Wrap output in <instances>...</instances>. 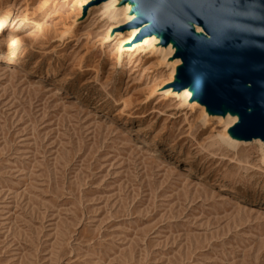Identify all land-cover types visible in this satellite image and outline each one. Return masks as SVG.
Masks as SVG:
<instances>
[{
	"label": "rangeland",
	"instance_id": "374dc122",
	"mask_svg": "<svg viewBox=\"0 0 264 264\" xmlns=\"http://www.w3.org/2000/svg\"><path fill=\"white\" fill-rule=\"evenodd\" d=\"M85 1L0 0V264H264L263 145L226 148Z\"/></svg>",
	"mask_w": 264,
	"mask_h": 264
},
{
	"label": "water",
	"instance_id": "95a60500",
	"mask_svg": "<svg viewBox=\"0 0 264 264\" xmlns=\"http://www.w3.org/2000/svg\"><path fill=\"white\" fill-rule=\"evenodd\" d=\"M137 5L143 18L128 27L150 22L137 40L152 30L165 31L164 41L173 37L182 48L175 55L182 63L175 87L191 85L200 104L239 111L234 132L264 142V0H139ZM188 23L201 26L205 36L195 37Z\"/></svg>",
	"mask_w": 264,
	"mask_h": 264
},
{
	"label": "bare ground",
	"instance_id": "6f19581e",
	"mask_svg": "<svg viewBox=\"0 0 264 264\" xmlns=\"http://www.w3.org/2000/svg\"><path fill=\"white\" fill-rule=\"evenodd\" d=\"M87 0L85 1L81 9L84 11L88 9V7L101 8L103 10L105 18L114 22V25L111 26L108 30V38H114L120 35H128V39L121 44L122 47L126 46H135L137 44H144L148 47L149 52L153 54H161L162 56V64L169 66L172 68L171 74L169 75V79L165 84L166 87V95H172L174 97L182 98L183 104L181 106H185L189 109H194V107H199L200 115L204 119L203 124L208 125L211 121H219L224 125V131H222V141L225 142L226 148L229 149H237L239 145L249 144L251 142H258L263 145V157L262 163L264 165V142H262L259 138H253L249 140H244L239 135L234 132V127L240 121L239 111L228 108L225 104H222L218 109H215L211 106H207L205 104H200L199 99L200 96L196 95L194 97L193 87L190 85L184 89H177L175 87L176 84L180 82L179 77L181 75V70L178 69L180 67L181 59L179 57H175L176 59H172V54H175L178 51H182L180 46H177L174 38L170 37L168 40L164 41L165 31H157L152 30L149 34L137 40V36L139 33L149 27L150 22L141 23L139 26L134 28H129L128 25L133 21L141 20L143 18V11L138 9L137 2L139 0ZM94 9V8H93ZM104 18V17H103ZM112 22V23H113ZM189 26L190 31L197 38L204 37L203 28L201 26H197L191 23L187 24ZM137 47V46H136ZM16 50H12L9 57H4L5 61L9 63H14ZM20 55H25V51H21ZM161 60V59H160ZM40 58H35V65L40 64ZM47 68L50 70H54L55 62L50 59H46L44 61ZM43 63V64H44ZM95 96L102 102H111L113 106L117 108V114L120 116H127L136 118V115H133L128 106L115 98L111 93L106 90H98ZM194 97V98H193ZM193 98V99H192ZM110 104V105H111ZM253 111H257V109H246L245 113H250ZM199 164L203 165L205 163L211 164L213 168H219L222 171L223 176H228L232 180L236 182H247L248 178L243 174H236L224 166H221L218 162L212 161L213 159L208 156L198 157ZM239 170V169H238ZM246 171V169H243ZM250 184V183H249ZM264 187V186H263Z\"/></svg>",
	"mask_w": 264,
	"mask_h": 264
}]
</instances>
